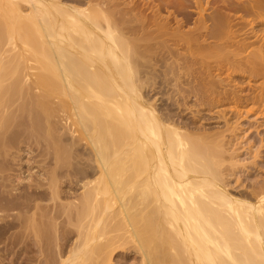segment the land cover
Wrapping results in <instances>:
<instances>
[{"label": "bare ground", "instance_id": "obj_1", "mask_svg": "<svg viewBox=\"0 0 264 264\" xmlns=\"http://www.w3.org/2000/svg\"><path fill=\"white\" fill-rule=\"evenodd\" d=\"M253 45L227 72L264 78V0H0V264H264V171L234 186L226 136L144 95L161 76L264 112V80L243 95L193 68Z\"/></svg>", "mask_w": 264, "mask_h": 264}, {"label": "rangeland", "instance_id": "obj_2", "mask_svg": "<svg viewBox=\"0 0 264 264\" xmlns=\"http://www.w3.org/2000/svg\"><path fill=\"white\" fill-rule=\"evenodd\" d=\"M231 15L235 18L237 17V16H234L235 14L233 15L231 13ZM196 16H197V14L194 15V20L192 23H190V26L193 25ZM180 47L181 46H179L178 48L176 47V48L179 49L178 51L183 52L184 49L180 48ZM254 47L257 48L256 45L255 46L253 45L247 51H244L242 53L240 51H238L239 49L237 50V48H235V46L226 47V50L224 49V51H223V49L217 50L215 52L212 51L207 55V57L209 56L208 58L205 56L206 58L204 57L205 58L204 60H203V58L201 60L199 59L200 60L199 63L201 61H205V62H203V63L201 62L200 63L201 65L197 63V66L195 67V65H194L193 68L195 69L198 67L199 70L204 72V74L207 73L206 75H203L205 78L207 75L209 76V75L214 74L213 76H209V78L207 77L208 80L204 79V82H207L210 79H213V81L216 82L215 85H218V86H216V88L219 90L220 89L221 90L226 89L227 91L239 90V92H241V94H243V95L250 93L251 91H253V89L257 92L258 90L256 88V86H257L256 84H258V86H259L261 84L260 82H263V80H264L263 76H258L256 78H252L249 80L248 77H249L250 73L248 72V69H246L245 65H244V67H241L243 65L237 66L236 68H234L236 71L234 69H231V71L228 70L231 73L230 74L231 77L228 75L229 72H227V70H226V68H227L226 66H228L229 63L231 64V62H233V61L235 63V60H238V61L242 60L241 56L245 57L250 52V50H255ZM227 48H230V49H227ZM251 48H253V49H251ZM219 52L221 53L220 55H219ZM238 52H240L241 55ZM227 54H228V56H227ZM233 54H236V55H233ZM199 57H201V56H199ZM215 59H218V60L216 61ZM225 59H227V60H225ZM222 60H223V62H222ZM228 60H229V63H228ZM216 62H217V64H216ZM202 66H203V68H205L204 69L205 71L203 70ZM215 67H217L218 69L217 68L215 69ZM206 69H208V70H206ZM199 70L197 69V71H199ZM246 70H247V72H246ZM185 72H187V71L184 70L181 75L182 76L185 75L184 78L186 79V77L188 78V74H186ZM155 73L159 74V72L157 70ZM246 73H249V74H246ZM227 76H229V77H227ZM157 77H156L157 83L155 85L156 87L154 86L153 87L154 89H152V91L148 90L147 91L148 93L145 91L144 92V95H146L145 98L148 97L147 99L150 100V103H152L154 106H156L157 109H160L165 113L173 112L174 116L176 115V117L180 118L183 122H186L190 125L189 130L190 129L192 131L194 130V132L196 131V133L198 131H200L199 133H202V132L207 133L209 131L211 135L213 132H214L213 134H218L215 132H220V134H224V136H226L227 141L230 142L229 143L230 151L227 152L226 155L231 156L234 154L235 156H237L236 160L237 161L239 160L238 163L236 162V164L234 165V167L232 169L233 171H237L236 175L231 176V180H232V183L234 186H241L240 188L239 187L238 188L244 189L246 183H248L251 180L257 179L258 177L254 175V173H255L254 171H258V169H259V171H264V118H262V117H264V115H263L264 112H261L262 114L256 113V112H259V110L262 107L260 106L261 108L259 110L257 108L258 105H255V107L253 106L252 109H251V105L247 106L248 108L245 106H243V107L242 106H239V107L236 106L235 107V105H233V103H229L230 100L222 101L221 103L218 102L216 105H209L208 103L204 104L205 102L202 101V98L201 97L198 98L197 96H199V95L195 94L194 92H192L193 94L190 92V94L187 95L189 97H187V98L185 97V99L183 98L184 100L181 98V100H180V98H177L180 95H177V93H175L174 90H171L173 86L171 85L172 86L171 87L170 84H168L170 87L169 86L167 87V83L165 86L164 85L165 84L164 78L161 76H157ZM161 78H163V80H161ZM216 79H218V81ZM235 80H236V82H235ZM255 80H257V81H255ZM237 81H239V82H237ZM258 81H260V82H258ZM159 82H161V83H159ZM240 82H241V84H240ZM256 82H258V83H256ZM237 83L239 86L237 85ZM160 85L162 86V88L160 87ZM215 85H214V87H215ZM228 85H229V88H228ZM240 89H241V91H240ZM173 95H174V97H173ZM171 97H173V98H171ZM177 99H178V101L180 100L179 103H178ZM175 100H176V102H175ZM229 104H231L232 107ZM253 108L255 109L256 112H254ZM175 112L178 113V115ZM221 112H223V113H221ZM209 132H208V134H209ZM36 154H37V152L33 153L32 157L34 160L39 159L38 157H34V156H36ZM2 159L3 158H1V160H0V165L3 164ZM4 163H5V161H4ZM30 163H32V164H30V167L36 165V163L33 162L32 160ZM226 164H229V163H226ZM50 167H53V164L50 165ZM50 167L48 166V168H50ZM249 176H251V177H249ZM11 212H13V211H11ZM62 220L63 219H61L60 221H62ZM64 223H65V225H63ZM67 223H68V221L61 223L62 225L60 226V230H61V227H64V226L65 227L62 228V230L60 231V234L62 235V239H63V237H65L64 239L67 238L68 240H70V239L71 240L70 241H68L67 239L64 240L65 243L66 242H68V243L64 244L65 246L64 245L61 246L62 247L61 249H66L69 251L68 248L70 247V245H72V242L75 241V239H76V234H75L76 231H74L75 226L72 223L70 224V226L68 225L69 223L68 224ZM66 227H67V229L70 228V230L72 232L70 231V233H67L68 230L66 232H64L63 230ZM64 234L67 235L68 237L65 236ZM62 239H60V241ZM64 241L62 242V244L64 243ZM67 244H69V245H67ZM50 246L52 247L54 245L51 244ZM50 246L48 247V245H47L46 246L47 249H49ZM50 249L49 250L52 251L53 247ZM66 250H64V252ZM68 251H66V252H68ZM47 252H48V250H47ZM37 255H38V253L33 252V253H31V255L29 254L28 256L29 257L31 256L32 258H34ZM134 262L135 261H134L133 257H131V255L128 254V255L123 256V257L122 256L121 257L115 256L114 259L110 262V264H135ZM0 263H1V261H0ZM31 263L34 264L33 261H28V264H31ZM6 264H7V262H6Z\"/></svg>", "mask_w": 264, "mask_h": 264}]
</instances>
